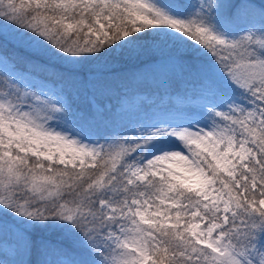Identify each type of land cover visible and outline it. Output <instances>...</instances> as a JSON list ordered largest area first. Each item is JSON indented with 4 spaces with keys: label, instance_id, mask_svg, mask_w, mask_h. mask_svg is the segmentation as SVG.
I'll return each instance as SVG.
<instances>
[{
    "label": "trees",
    "instance_id": "16d2710c",
    "mask_svg": "<svg viewBox=\"0 0 264 264\" xmlns=\"http://www.w3.org/2000/svg\"><path fill=\"white\" fill-rule=\"evenodd\" d=\"M155 2L179 13L193 10V0ZM205 4L202 23L231 34L250 25L254 34L246 37L247 44L264 42V0H205ZM100 12L104 13L105 28L97 35ZM0 24L8 26L10 35L0 31V52L18 68L62 84L70 96L91 93L102 108L81 97V113L72 115L74 121L101 139H112L96 165L82 169L48 162L40 165L34 157H8L0 147V264H57L62 256L76 264H91L99 258L95 253L101 249L98 235L112 221L103 216L66 219L101 200H123L139 188L124 181L123 166L144 150L148 141L126 146L118 137L117 123L127 118L116 110L122 95L144 93L160 98L174 94L186 82L216 92L244 89L264 99L263 52L253 47L230 52L222 40L192 32L171 33L120 7L102 9L68 0H0ZM239 126L241 137L258 158L249 171L240 167L242 176L247 175L241 185L222 172L209 155L196 152L233 208L222 229L225 239L254 264H264V208L260 203L264 198V129ZM183 191L184 202L201 209L209 222L220 220L221 210L205 207L195 192ZM158 236V264L214 262L206 247L182 231L163 229Z\"/></svg>",
    "mask_w": 264,
    "mask_h": 264
},
{
    "label": "rangeland",
    "instance_id": "374dc122",
    "mask_svg": "<svg viewBox=\"0 0 264 264\" xmlns=\"http://www.w3.org/2000/svg\"><path fill=\"white\" fill-rule=\"evenodd\" d=\"M68 1L102 9L120 7L136 19L163 26L171 33L192 32L201 38L222 40L230 52L253 47L264 53V42L247 44L246 37L254 34L250 25L231 34L202 23L200 16L207 12L205 0H193V10L187 14L160 6L155 0ZM102 17L104 13L100 12L97 35L103 34L105 28ZM7 30V25L0 24V31L10 37ZM0 87V147L4 155L22 160L34 157L40 165L48 162L82 169L94 167L112 143L110 136L101 139L74 121L72 115L81 113V97L100 107L91 93L70 96L62 84L18 68L1 52ZM106 104L109 108L110 104ZM116 106L117 112L127 117L117 123L123 144L133 146L148 141V145L123 166L124 181L138 189L123 200H101L97 206L90 205L67 216L68 222L77 217L100 216L112 221L98 235L101 249L95 253L99 258L91 264H158V232L168 228L182 231L206 247L214 259L211 264H254L225 239L222 229L234 211L199 162L196 150L209 155L222 172L241 185L247 175L242 176L240 167L249 171L250 164L257 163L258 158L241 137L239 125L264 129V99L244 89L216 92L201 84L183 82L171 96L122 95ZM185 189L200 196L205 207L212 205L221 210L220 220L209 222L201 209L185 203ZM260 203L264 208V198ZM6 246L11 247L8 243ZM58 261L57 264H76L63 256Z\"/></svg>",
    "mask_w": 264,
    "mask_h": 264
}]
</instances>
